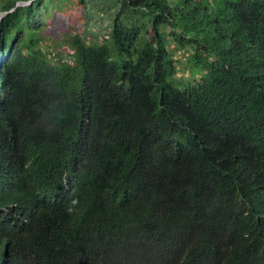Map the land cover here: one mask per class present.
<instances>
[{"label":"trees","instance_id":"16d2710c","mask_svg":"<svg viewBox=\"0 0 264 264\" xmlns=\"http://www.w3.org/2000/svg\"><path fill=\"white\" fill-rule=\"evenodd\" d=\"M19 1L0 21V264H264V0ZM97 6L102 41L49 57L47 13L75 30Z\"/></svg>","mask_w":264,"mask_h":264},{"label":"rangeland","instance_id":"374dc122","mask_svg":"<svg viewBox=\"0 0 264 264\" xmlns=\"http://www.w3.org/2000/svg\"><path fill=\"white\" fill-rule=\"evenodd\" d=\"M7 0H0V19L5 14L1 12L2 6ZM35 0H20L17 6H27ZM67 7V6H66ZM65 7V9H66ZM47 13V12H44ZM89 22L79 29H71L63 12L58 9L51 10L45 17V25L43 30L44 49L49 57L60 61L64 60L65 53L68 47L66 40L70 33L80 32L88 41H102L103 34L108 33L109 17L105 6H97L91 9L89 14ZM170 47L174 58L178 61V77L184 76L185 86L194 84L195 81L191 78L199 79L202 76L200 71H194L192 64V55L194 50L190 47L176 48L173 41H170ZM182 78V77H180ZM183 79V78H182Z\"/></svg>","mask_w":264,"mask_h":264},{"label":"water","instance_id":"95a60500","mask_svg":"<svg viewBox=\"0 0 264 264\" xmlns=\"http://www.w3.org/2000/svg\"><path fill=\"white\" fill-rule=\"evenodd\" d=\"M33 2V1H32ZM31 3V2H30ZM3 16L1 17L0 21L2 20Z\"/></svg>","mask_w":264,"mask_h":264}]
</instances>
